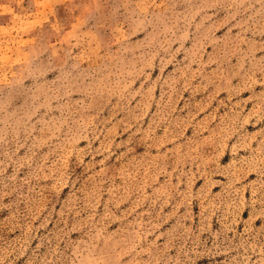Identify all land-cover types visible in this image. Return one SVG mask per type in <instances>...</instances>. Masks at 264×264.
Segmentation results:
<instances>
[{
    "label": "rangeland",
    "instance_id": "1",
    "mask_svg": "<svg viewBox=\"0 0 264 264\" xmlns=\"http://www.w3.org/2000/svg\"><path fill=\"white\" fill-rule=\"evenodd\" d=\"M0 264H264V0H0Z\"/></svg>",
    "mask_w": 264,
    "mask_h": 264
}]
</instances>
